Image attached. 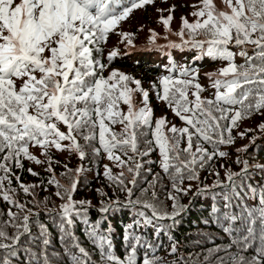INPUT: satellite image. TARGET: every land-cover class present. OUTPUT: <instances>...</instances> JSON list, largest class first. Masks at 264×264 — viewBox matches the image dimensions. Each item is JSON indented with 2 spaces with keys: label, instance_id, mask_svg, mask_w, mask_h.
Segmentation results:
<instances>
[{
  "label": "snow or ice",
  "instance_id": "6c2138e0",
  "mask_svg": "<svg viewBox=\"0 0 264 264\" xmlns=\"http://www.w3.org/2000/svg\"><path fill=\"white\" fill-rule=\"evenodd\" d=\"M220 2L223 8L215 0L192 5L196 9L190 13L194 21L181 16V27L175 32L170 24L176 5L167 9L166 17L160 16L158 23L165 27L162 38L167 44H157L160 37L149 29L148 46L188 48L198 55L189 64L170 61L166 66L170 74L145 89L141 80L117 69L107 77L103 75L118 56L117 49L109 51L107 64L96 54H103L101 45L110 33L117 32L121 22L135 10L154 5L155 0H0V200L8 206L6 212L0 210V264H15L21 253L26 256L24 264H62L58 259L61 253L52 248L48 227L40 223L42 205L47 214L59 217L61 235L57 239L67 264H94L72 231L74 217L87 225L88 237L99 251V264H138L141 248L146 249L142 264H213V257L217 264H264V184L250 183L254 165L239 156L248 146L236 150L234 163L242 165L239 172L222 165L223 180L214 172V184L196 189V193L220 189L226 211L220 214L213 206L212 212L217 213V223L227 222L225 233H235L231 243L225 249H208L200 261L192 255H177L179 242L168 235L188 208L179 203L181 194L192 191L190 183L183 186L184 181L199 180L198 169L211 166L216 158H226L228 153L220 146L234 145L236 136L244 139L250 132L264 133L261 122L256 129L232 134L244 120L264 116V0ZM157 11L163 13L165 9ZM118 34L120 43L135 46L133 33ZM170 36L178 39L171 40ZM248 46H252L251 55ZM204 56L227 62L216 72L205 73L215 90L212 98L202 97L199 71L193 67ZM236 56L244 63H235ZM152 94L182 122V127L166 116L155 117ZM121 105L127 106V111ZM117 124L121 125L119 131L114 130ZM59 125L67 131H61ZM250 142L254 143L255 137ZM30 147H38L43 159L30 152ZM53 149L75 154L81 162L103 157L120 169L114 173L109 164L103 165V176L116 198L101 189L97 192L104 198L98 209L101 215L136 209L133 221L124 226L122 240L127 251L123 258L113 253L111 229L102 233L100 221L88 220L91 202L74 199L85 171L83 164L72 169L64 163L60 176L70 183H62L55 174L60 162L54 159ZM154 152H158L159 167L171 183L172 191L164 199L157 194L163 177L156 173L151 181L145 178V174H152L151 167L145 165L157 163L146 159ZM24 160L43 166L49 174L47 184L55 187L54 195L62 201L58 208H49L36 199L35 189L44 181L25 184L17 174L16 170L24 169ZM27 171L40 176L31 167ZM142 181L146 187H139ZM21 191L32 199L21 202ZM245 192L257 202L253 207L243 203ZM234 200L241 203L239 214L231 210L236 207ZM166 201L172 202L171 211ZM164 221L171 223L165 225ZM236 222L243 223L242 233H236ZM34 226L38 232L33 231ZM150 226L156 238L151 243L137 231ZM161 234L171 241L167 249L168 256L175 257L171 261L158 254ZM233 246L235 252L230 251ZM253 247L255 254L247 255ZM219 251H225L227 258L216 256Z\"/></svg>",
  "mask_w": 264,
  "mask_h": 264
},
{
  "label": "trees",
  "instance_id": "16d2710c",
  "mask_svg": "<svg viewBox=\"0 0 264 264\" xmlns=\"http://www.w3.org/2000/svg\"><path fill=\"white\" fill-rule=\"evenodd\" d=\"M127 2V0H125ZM217 6L220 8H223V5L221 4L220 0L215 1ZM176 5V10L174 12L175 20L178 22H181V17L176 18L179 14H182L183 16H186L187 19L189 17H193L190 15L191 12L195 11L192 7V5H198L200 4V0H167V3H162L161 0H155V4L152 6H147L145 9H138L135 10L130 17L126 20L121 22L120 28L117 29L116 33H110L109 37H111L114 42H118L121 40V36L118 34L119 32H126V33H133V43L134 45H139L142 43L148 44L149 40H146L144 35H137L141 31L147 28V26H152V19L156 20L158 22L161 15L167 16L169 13L167 12V9L172 5ZM157 9H165L163 13H159ZM194 17L191 19L190 22L194 21ZM162 24V22H160ZM163 25V24H162ZM164 26V25H163ZM174 29V31H178L181 27V24L177 25ZM142 29V30H139ZM108 40V39H107ZM109 41V40H108ZM108 42L101 45L103 49V54H96V58L101 59L102 62L108 63V61H105L107 58V55L112 48H109L106 46ZM249 48V55L252 54V46H248ZM232 51L238 52L239 49L232 48ZM119 55V54H118ZM198 55V52L195 50H190L188 48H176V49H167V50H159V53H153L151 54H142L139 52L133 53L131 55H124L122 58L117 59V57L111 62L109 67L104 71L103 75L107 77L109 74L106 73V71H109V73L112 71V69L119 70L120 72H123L125 74L131 75L136 79H139L142 81V85L145 89H148L150 84L154 81L158 82L157 78L165 75H169L170 73L167 71V67L170 63V61H174L176 64H189L192 62L193 57ZM235 63L237 64H243L244 59L236 56L235 57ZM227 65L226 61H221L219 59L213 60L210 57L204 56L199 60H196L193 64V67L197 70H207V72H216L218 69L225 67ZM122 68V69H119ZM19 83V81L17 82ZM199 83L204 88V91L201 93L202 97L205 98H212L214 89L211 87V83L207 81L205 78L201 79ZM191 98V96H190ZM136 103L139 105L140 100L139 97L136 100ZM124 111H127V106L121 105ZM151 107L154 109V114L156 116L163 114V116H166L169 121L176 124L178 127H182V122L173 115L172 111L162 102H159L156 99L155 94L151 95ZM259 115H255L253 118L255 119ZM261 117V120L264 121V116ZM252 118V119H253ZM249 119V120H252ZM258 119V118H257ZM245 121L241 122L240 128L241 131L246 129L245 127L241 126ZM61 131H67L66 127L63 125H59ZM117 127L121 128V125L117 124L114 126V129ZM240 128L234 129L233 136H236V132L240 131ZM249 134V133H248ZM247 134V135H248ZM256 140L254 143H249L247 152H241L239 153V156L241 159L247 158L249 161L254 165V168L251 172V175L253 179L250 181L251 184L257 185V184H264V171H260L261 165H264V133H260L256 136ZM240 140H238V137L236 136L235 144L233 146H220V150L225 151L228 153V156L226 158H216L215 161L212 163L211 166H205L204 170H206L207 173H214L219 172L220 176L219 179L223 180L225 177V167H228L233 172H239L242 165L238 166L234 161L236 160V157L238 155L237 151H234L233 148L237 145V143ZM66 143V142H65ZM205 147H209L208 145H205ZM243 148V147H242ZM241 149V148H240ZM30 152H32L34 155L37 153V151L41 152V150L38 147H30ZM211 150V149H209ZM53 157L56 161H58V156L55 155V149L52 150ZM39 155V154H38ZM75 156V154H73ZM146 159H152L154 161H157V163L151 164V165H145V167H151L152 174H145V178L148 181L152 180V175L159 173L163 177V187L157 189L158 196H163L164 193H167L169 191H172L171 183L169 179L164 176L162 173L158 161L160 159L158 152L152 153V155ZM106 158L100 157V158H88L85 162V171L81 175L77 187V191L74 193V199L76 201L80 200H86L91 202V206L88 208V220L92 223H95L96 221H100V228L103 233L106 229H111V235H112V243H113V253L115 255L120 256L123 258L125 255L127 249L125 248L123 244V230L124 226L131 223L133 219L135 218V212L136 209L133 208H124L118 211H115L109 215H101L99 213V206L100 202L103 197H101L97 189H101L104 192L108 194L109 197H113L115 199L116 197L113 196V189L109 188L107 186L108 181L103 176V165L106 161ZM80 161L77 159V162ZM60 163L55 166V169L59 171L61 174L64 172L63 168V162L59 161ZM24 163V169L23 170H16L17 174L20 175L23 182L25 184H40L41 181H44V184L42 187H37L35 189L36 192V199L38 201L46 202L47 206L49 208L57 207L59 204L55 203L53 204L52 201L57 202L58 199L54 193L56 191L54 186L47 184L48 179V173L43 171V168L39 171L36 170V164L29 162L27 160L23 161ZM220 163L222 165L220 166ZM110 167L113 168L114 173H118L120 169L115 168L111 162ZM33 168L34 171L40 173L39 177L32 176L28 173V168ZM92 167V168H91ZM90 168V169H89ZM89 171H92L95 175L94 177L91 176ZM199 180H195V183L197 187L205 186L206 181L202 178V174H198ZM215 176V175H214ZM65 178V177H64ZM68 180L67 178H65ZM217 177H214L213 183L216 181ZM69 181V180H68ZM188 180L184 181V184L187 183ZM15 185V181L13 182ZM147 185L142 181L139 187H146ZM47 188L45 191L44 189ZM197 189V188H196ZM161 190V191H159ZM136 195H139V188L136 190ZM244 195L247 197L246 201L243 203L246 204L248 207H253L257 202L254 201L250 196H248L247 192L244 193ZM187 198L188 204L185 206H188L187 211L182 215V217L178 218V223L172 227L171 232L168 235H171L175 241L179 242V253L177 255H192L194 258H197L200 261L204 260V256L208 255V249L216 248L217 246L220 249H225L232 241L233 234H227L223 231V228L228 226L227 222L221 221L220 223H217V213L212 212L213 206L220 209V214H223L226 210L223 208L224 200L222 195H220V189L217 188L213 191L208 192H202V193H196V190L191 193L190 195H185ZM119 198L121 200L124 199V194H119ZM19 199L21 202L27 203L32 199L31 196H25L23 192L21 191L19 193ZM191 202V203H190ZM62 201L60 200V204ZM180 203V201H179ZM233 204L236 205L234 209H231L233 212L239 214L241 210V203H238L237 201H233ZM7 204H5L2 200H0V210L7 211ZM29 207H32L31 204H29ZM15 210V209H14ZM40 223L45 224L50 233V237L52 239V248L55 249L57 252L61 253V256L58 257L62 261V264H67L68 258L66 256H63V245L62 243L57 239L60 233V220L59 217H56L54 215H49L46 213V211L43 210V205L40 209V217H39ZM75 223L72 226V231L74 232L77 240L80 242V244L86 248L87 251L91 254L92 260L94 261V264H99V251L94 247V245L91 242V239L88 237V227L87 225H84L78 218H75ZM206 221H208L206 223ZM163 224L167 225L169 222L164 221ZM236 233H242L243 231V223L242 222H236L235 224ZM11 231V229H9ZM34 232H38L39 230L34 226L33 227ZM137 231L143 235L144 239L147 241L155 242L156 238L154 237V228L153 227H147V228H140L137 229ZM168 235L161 234L158 241V247L159 252L158 254L161 257L166 258V261H171L175 259V257L168 256L167 249L170 248L171 241L168 239ZM162 245V247H161ZM146 249H139L137 260L138 264H142V258L145 254ZM231 252H235L236 248L233 246L230 250ZM255 254V247L249 249V252L247 255L251 256ZM216 256H222L227 258V255L225 251H219L216 253ZM26 259V256L24 253H21L18 257L15 258V264H24V261ZM213 259V264H217V261L215 260V257Z\"/></svg>",
  "mask_w": 264,
  "mask_h": 264
},
{
  "label": "rangeland",
  "instance_id": "374dc122",
  "mask_svg": "<svg viewBox=\"0 0 264 264\" xmlns=\"http://www.w3.org/2000/svg\"><path fill=\"white\" fill-rule=\"evenodd\" d=\"M216 1V0H215ZM183 16L182 14H179L176 18L178 17H181ZM193 17H189L188 21L190 22L191 19ZM178 24H181V22H178L177 20L174 19L173 22H171L170 24V28L173 32L174 29L176 27H178L177 25ZM152 26H147L146 29H144L143 31H141L140 33H138L137 35H144L143 37L146 38V40H149V29H154L155 32L158 34V37H161L157 40V44L161 45L163 43H165V40H163L162 37H164L166 35V32H165V27L158 23L156 20H153L152 19V23H151ZM161 39V40H160ZM169 39L171 40H176L178 39L176 36H170ZM109 40V41H108ZM108 44L106 45L107 47L109 46L110 48L112 49H117L118 50V56H117V59H120L122 58L124 55H131L133 53H136V52H139L141 53L137 48L133 51H131V53H127L125 51V48L128 47L126 44L124 43H120V41L118 42H114V40L111 38V37H108ZM143 44V43H142ZM141 45V44H139ZM108 47V48H109ZM105 61H107V59H105ZM117 69V68H116ZM119 69H122V68H119ZM113 70V69H112ZM199 71V81L203 78H205L207 81H209L211 83V81L205 76V73H208L207 70H198ZM104 73V72H103ZM107 74H109V71H106ZM158 79V78H157ZM158 81V80H157ZM208 98V97H207ZM155 115V114H154ZM163 114H160L158 116L155 115L156 118H159V117H162ZM260 116V115H259ZM257 116L255 119L253 118L252 120H248V121H245L241 126L245 127V128H253V129H256L257 125L261 122H264L263 120H261V117ZM258 118V119H257ZM240 128V127H239ZM115 131H119L120 128L117 127L116 129H114ZM240 131H241V128H240ZM261 132H259L258 130L257 131H254V132H250L248 135H247V138H244V139H241L240 137H238V140H240L237 145L233 148L234 151H236L237 149H240L244 146H248V144L250 143V140L251 138L255 137V140L257 139L256 136L259 135ZM83 141H81L82 143ZM251 144V143H250ZM183 146V145H182ZM233 146V145H232ZM41 152L37 151V153L35 154L37 157L43 159V157L40 155ZM39 154V155H38ZM55 155L58 156V161H62L63 163H67L69 165L70 168L72 169H75L77 166H79L81 163L83 164V167L85 168V162H81V161H78L77 162V159L78 157L75 155H70L68 152H58L55 150ZM104 164H109L110 165V162L108 160H106L104 162ZM222 165V163H220V166ZM43 166H40V165H36V170L39 171L40 169H42ZM92 168V167H91ZM90 169V168H89ZM88 173L94 177V173L92 171H89L88 170ZM55 174L58 178L61 179V182L62 183H65V184H68L70 183V181L66 180L64 177H61L60 176V173L57 169H55ZM198 174H202V178L207 180L206 181V185H210L211 183H213L214 181V175L213 173H207L206 170L203 169H198ZM191 184L192 185V191L188 193V195H190L191 193H193L196 188H197V185L195 183V180L193 181H188L187 183H185L183 186L184 187H187L188 184ZM48 191V190H47ZM161 191V190H159ZM167 195V193H164L163 196H161V199H164L165 196ZM180 203L183 204V205H187L188 204V201H187V198L185 197V195L181 194L180 195V199H179ZM53 204L57 203L60 205V200H57V202H54L52 201ZM171 204L172 202L171 201H166V205L169 209V211H171ZM169 223H171V221H167Z\"/></svg>",
  "mask_w": 264,
  "mask_h": 264
}]
</instances>
